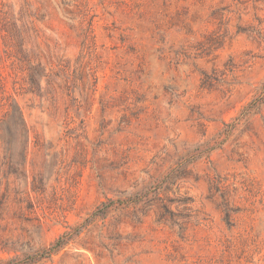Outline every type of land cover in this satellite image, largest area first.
<instances>
[{
  "label": "rangeland",
  "instance_id": "obj_1",
  "mask_svg": "<svg viewBox=\"0 0 264 264\" xmlns=\"http://www.w3.org/2000/svg\"><path fill=\"white\" fill-rule=\"evenodd\" d=\"M14 100L0 264H264V0H0Z\"/></svg>",
  "mask_w": 264,
  "mask_h": 264
},
{
  "label": "trees",
  "instance_id": "obj_2",
  "mask_svg": "<svg viewBox=\"0 0 264 264\" xmlns=\"http://www.w3.org/2000/svg\"><path fill=\"white\" fill-rule=\"evenodd\" d=\"M16 58L19 60V66L22 70L27 69V63L30 62L26 59L25 56L16 55ZM30 69L29 75L32 81L35 73V67L33 64H28ZM33 82V81H32ZM1 124L0 129L4 132V136H15L27 138L28 137V128L26 119L24 117L23 110L20 104L14 100V103L11 104V108L5 112L4 117L0 118Z\"/></svg>",
  "mask_w": 264,
  "mask_h": 264
}]
</instances>
